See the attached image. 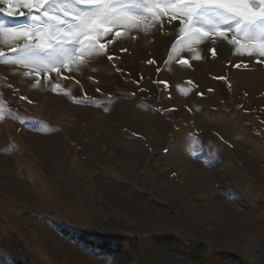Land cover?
Masks as SVG:
<instances>
[{"label":"rangeland","instance_id":"374dc122","mask_svg":"<svg viewBox=\"0 0 264 264\" xmlns=\"http://www.w3.org/2000/svg\"><path fill=\"white\" fill-rule=\"evenodd\" d=\"M181 27H113L59 75L0 61V264H264V58Z\"/></svg>","mask_w":264,"mask_h":264},{"label":"snow or ice","instance_id":"6c2138e0","mask_svg":"<svg viewBox=\"0 0 264 264\" xmlns=\"http://www.w3.org/2000/svg\"><path fill=\"white\" fill-rule=\"evenodd\" d=\"M0 5V16L8 18L7 23L0 19V41L10 49L8 54L0 50V61L33 69L37 77L107 56L99 40L113 27L147 29L162 16L178 20L188 38L228 39L232 33L231 43L264 58V0H0ZM123 35L115 32L117 38ZM76 102L95 103L86 94Z\"/></svg>","mask_w":264,"mask_h":264},{"label":"trees","instance_id":"16d2710c","mask_svg":"<svg viewBox=\"0 0 264 264\" xmlns=\"http://www.w3.org/2000/svg\"><path fill=\"white\" fill-rule=\"evenodd\" d=\"M58 231L62 234L63 238L68 239L76 243L78 246H82L92 253L103 257H116L118 252L120 251V248H110L109 245L111 244L112 240H105L103 238L101 240H97L98 238H96V234L90 231H81L80 233H74L65 228H58Z\"/></svg>","mask_w":264,"mask_h":264}]
</instances>
